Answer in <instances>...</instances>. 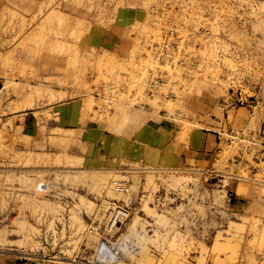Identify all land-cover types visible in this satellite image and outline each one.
Masks as SVG:
<instances>
[{
	"label": "rangeland",
	"instance_id": "374dc122",
	"mask_svg": "<svg viewBox=\"0 0 264 264\" xmlns=\"http://www.w3.org/2000/svg\"><path fill=\"white\" fill-rule=\"evenodd\" d=\"M236 96L264 102V0H2L0 257L264 264V144L227 138L211 170L92 149L148 108L186 137ZM17 112L57 115L75 147H30Z\"/></svg>",
	"mask_w": 264,
	"mask_h": 264
},
{
	"label": "crops",
	"instance_id": "0c3cea01",
	"mask_svg": "<svg viewBox=\"0 0 264 264\" xmlns=\"http://www.w3.org/2000/svg\"><path fill=\"white\" fill-rule=\"evenodd\" d=\"M1 2L2 0L0 6ZM236 99L247 104L232 107L230 103L232 98H230L228 103L218 108L215 113L204 111V115L199 120L202 127L192 129L186 137H180L178 131L175 133L170 122L164 118L165 115L163 116L156 109H143L137 115L130 117L138 125L136 132L129 135H125L124 132L121 136L120 134L107 136L104 146L95 143L92 149L97 150L95 156L99 154L102 157L101 150H104L109 158L144 162H151V154H154L155 162L159 154L168 151L169 158L173 159L176 165L211 170L217 161L218 151L222 145H225L227 138H233L235 142L240 143V146L241 143H245L250 145V148L256 147V149L261 143L264 144V102L242 96L239 99L236 96ZM18 113L11 116L9 121L19 132L20 137L28 141L30 147L57 152L65 150L66 145L68 148L75 147L72 144L75 140L66 138L64 133L67 130L58 120L57 115H54L53 119H46L44 114L39 118L35 113ZM261 148L263 151L264 146ZM234 156L233 159L228 156L225 162L229 164L232 160L234 163L239 161V158L242 160L246 155L241 151L239 153L235 151ZM239 165H242L241 161ZM237 177L240 182L243 181L240 175H235V179ZM242 189L247 190L248 186L244 184ZM249 191L251 192V187ZM18 259L19 254L10 250L0 257V264H33Z\"/></svg>",
	"mask_w": 264,
	"mask_h": 264
}]
</instances>
